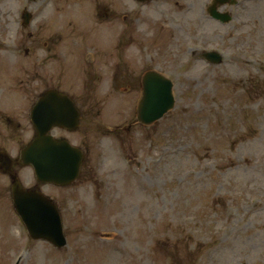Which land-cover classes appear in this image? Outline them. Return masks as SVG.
I'll use <instances>...</instances> for the list:
<instances>
[{
	"label": "rangeland",
	"instance_id": "1",
	"mask_svg": "<svg viewBox=\"0 0 264 264\" xmlns=\"http://www.w3.org/2000/svg\"><path fill=\"white\" fill-rule=\"evenodd\" d=\"M3 2L0 11L7 8ZM239 2L227 26L207 19L208 0L134 5L150 33L137 44L136 75L149 68L168 76L174 83L176 112L150 130L137 129L135 143L134 136H127L123 145L117 140L115 151L105 159L95 152L94 166L109 183L108 198L118 197L111 205L88 213L92 206L107 203L90 205L87 188L48 189V194L63 199L68 241L64 250L30 241L11 212L0 210V264H100L103 253L112 259L108 264H164L149 253L152 241L162 238L169 248L183 245L192 253L178 264H264V0ZM10 17L0 15V42L7 45L0 43V51L12 43L22 47L21 40L31 45L26 38L2 33L12 30ZM101 37L98 31L74 36L71 40L83 45L80 49L68 40L64 45L71 49L56 50L55 64L63 80L77 84L88 76L77 55L84 46L101 44ZM207 50L222 54L220 66L192 57ZM109 85L105 81L97 91ZM134 98L138 93L121 95L120 111L110 99L109 112H119L110 120L125 119L123 102ZM3 110L13 108L0 104V114ZM126 156L133 159L132 165L127 166ZM107 167L117 173L106 176ZM23 180L32 184L30 176ZM76 198L90 205L87 216L78 218ZM200 207L201 229L197 220L189 222ZM106 232L114 237L108 246L104 241L98 247L85 244L93 233ZM172 233L181 234L182 242Z\"/></svg>",
	"mask_w": 264,
	"mask_h": 264
},
{
	"label": "water",
	"instance_id": "2",
	"mask_svg": "<svg viewBox=\"0 0 264 264\" xmlns=\"http://www.w3.org/2000/svg\"><path fill=\"white\" fill-rule=\"evenodd\" d=\"M210 56L215 57L214 54H210ZM155 84H159L162 89ZM170 87L168 81L155 74L148 75L147 79L144 80V96L141 109L142 115L146 119H156L166 111L160 105L162 102L172 103ZM56 100H60V97H57ZM44 105L46 104L40 102L37 105L38 108L31 112V120L36 130V139L24 151L22 160L33 165L35 175L40 181L64 183L68 179L69 166L67 164L71 163V159L67 157L72 150L63 143H55L48 136L51 127L50 115L46 109L43 113L41 111L39 113V108ZM59 112L60 107L59 110L54 111L56 115ZM63 165L65 169L58 174L60 166ZM70 166L72 168L76 167L74 164H70ZM12 195L14 209L25 222L32 237L48 238L56 246H62L63 240L60 236L59 221L57 218L56 221L53 219V208L46 199L35 191L21 189L17 184L12 187Z\"/></svg>",
	"mask_w": 264,
	"mask_h": 264
},
{
	"label": "flooded vegetation",
	"instance_id": "3",
	"mask_svg": "<svg viewBox=\"0 0 264 264\" xmlns=\"http://www.w3.org/2000/svg\"><path fill=\"white\" fill-rule=\"evenodd\" d=\"M69 5V0H32L29 3V9H33V15L35 20L41 18H55L57 15L66 14L63 11ZM40 26L37 25V33ZM114 55L117 57L118 66L121 60V45L116 44L113 50ZM13 143V141H12Z\"/></svg>",
	"mask_w": 264,
	"mask_h": 264
}]
</instances>
